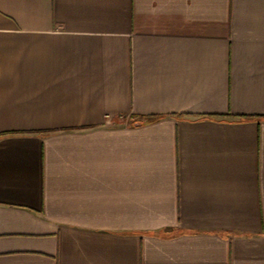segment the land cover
<instances>
[{
	"label": "crops",
	"instance_id": "1",
	"mask_svg": "<svg viewBox=\"0 0 264 264\" xmlns=\"http://www.w3.org/2000/svg\"><path fill=\"white\" fill-rule=\"evenodd\" d=\"M0 264H264V0H0Z\"/></svg>",
	"mask_w": 264,
	"mask_h": 264
}]
</instances>
